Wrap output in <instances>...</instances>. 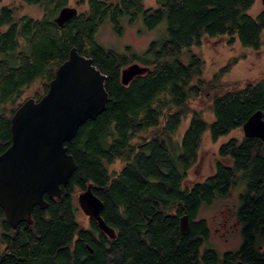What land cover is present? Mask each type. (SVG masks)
<instances>
[{"label": "trees", "instance_id": "obj_1", "mask_svg": "<svg viewBox=\"0 0 264 264\" xmlns=\"http://www.w3.org/2000/svg\"><path fill=\"white\" fill-rule=\"evenodd\" d=\"M19 1L38 6L41 15H18L14 6H0V154L10 144V117L26 100L24 89L39 82L40 91L31 98L40 99L72 47L105 74L108 100L65 144L76 168L61 187V199L44 195L47 206H35L32 223L14 230L0 207V264H264V141L229 138L218 147L214 171L185 183L205 131L217 141L242 129L256 111L264 119V78L227 87L220 76L237 62L233 58L206 80L204 61L192 47L224 37L229 46L259 50L264 8L253 17L248 10L255 0H154L155 6L144 0H77L83 10L58 26L54 18L69 0ZM139 19L148 30L165 22L162 35L143 52L129 46L117 52L95 39L105 22L121 35L124 20ZM132 63L148 70L123 85L120 71ZM198 99L210 102L211 122L189 107ZM187 115L189 124L177 139ZM117 161L119 168H110ZM240 183L241 242L219 253L206 246L208 225L196 217L202 206L229 196ZM88 184L103 203L101 217L114 238L91 217L87 225L78 219L75 197ZM183 215L189 219L185 234L179 230Z\"/></svg>", "mask_w": 264, "mask_h": 264}, {"label": "water", "instance_id": "obj_2", "mask_svg": "<svg viewBox=\"0 0 264 264\" xmlns=\"http://www.w3.org/2000/svg\"><path fill=\"white\" fill-rule=\"evenodd\" d=\"M77 13L76 7L65 6L54 22L62 26ZM147 70L132 63L121 70V83L127 85ZM104 81L105 74L93 64L92 58L72 47L68 58L56 69L46 93L38 100L27 98L11 115V141L0 154V207L12 227L20 222L30 224L33 208L47 206L44 195L61 199V187L67 185L76 168L65 144L85 121L95 119L105 109L108 94ZM262 115V111H256L244 123L245 137L264 141ZM76 199L79 208L98 228L114 238V229L101 217L103 203L93 193L91 184ZM179 230L182 234L189 231L187 215L179 218Z\"/></svg>", "mask_w": 264, "mask_h": 264}, {"label": "rangeland", "instance_id": "obj_3", "mask_svg": "<svg viewBox=\"0 0 264 264\" xmlns=\"http://www.w3.org/2000/svg\"><path fill=\"white\" fill-rule=\"evenodd\" d=\"M77 0H69L68 6L76 7L77 11L83 10L84 6H77ZM146 6H155L154 0H144ZM1 5L14 6L18 15L27 14L33 17L41 15L38 6L26 5L19 0H0ZM264 8L263 0H255L248 13L255 17ZM123 33L115 34L108 22L103 23L95 35L96 41L106 48H111L117 52L124 50L126 46L131 47L135 52H143L151 40L162 35L165 22L159 24L156 29L148 30L139 19V23L128 24L123 21ZM192 51L200 55L204 61L202 78L209 80L230 60L237 58V62L231 65L228 72L220 76V80L227 87L235 82L243 83L247 80L257 81L264 78V44L259 50L241 47L238 43L229 46L225 43L224 37L205 38L200 46L192 47ZM226 87V88H227ZM34 91H40L39 82L26 87L23 92V99L31 98ZM210 102L201 100H191L189 107L201 111L203 117L211 122L213 119L209 108ZM189 115L181 123L180 128L174 137L180 139L184 130L189 124ZM241 139L244 133L241 128L231 131L221 136L217 141H212L209 132L205 131L201 137L200 148L196 161L191 165L187 172L185 183L192 184L195 181L203 180L214 171V161L219 159L217 150L221 143L229 138ZM223 162L228 163L227 159ZM121 162L117 161L110 168H119ZM243 189L240 183L234 187L229 196L218 198L208 205L201 207L196 219H204L209 228V236L206 246L213 248L219 253L232 251L238 248L241 242L240 226L236 219V209L239 206V194ZM77 196L75 197V200ZM77 202V201H76ZM78 219L83 225H87V215L78 211Z\"/></svg>", "mask_w": 264, "mask_h": 264}, {"label": "flooded vegetation", "instance_id": "obj_4", "mask_svg": "<svg viewBox=\"0 0 264 264\" xmlns=\"http://www.w3.org/2000/svg\"><path fill=\"white\" fill-rule=\"evenodd\" d=\"M129 65H130V64H129ZM127 66H128V65H127ZM127 66H124V67H127ZM122 69H123V68H122ZM122 69H121V70H122ZM120 72H121V71H120ZM3 213H4V212H3ZM4 215H5V214H4ZM5 219H6V217H5ZM6 221H7V220H6ZM7 223H8V221H7ZM21 223H27V222H20L15 228L12 227L9 223H8V225L10 226L11 229L14 230V229H16ZM31 223H32V222H31ZM31 223H30V224H31ZM28 224H29V223H28ZM3 225H4V224L0 223V230L3 229ZM1 232H2V231H1ZM2 233H3V232H2ZM0 234H1V233H0ZM3 248H4V245H3V244L1 243V241H0V250L3 249Z\"/></svg>", "mask_w": 264, "mask_h": 264}]
</instances>
